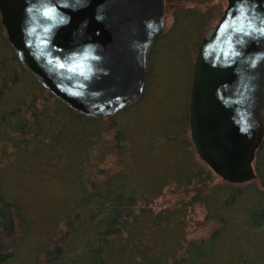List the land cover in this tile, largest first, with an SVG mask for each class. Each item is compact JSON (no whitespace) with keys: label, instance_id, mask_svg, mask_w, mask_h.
I'll use <instances>...</instances> for the list:
<instances>
[{"label":"trees","instance_id":"trees-1","mask_svg":"<svg viewBox=\"0 0 264 264\" xmlns=\"http://www.w3.org/2000/svg\"><path fill=\"white\" fill-rule=\"evenodd\" d=\"M165 1L175 20L173 47L191 71L189 86L180 90L184 104L178 87L170 86L156 122L140 116L141 105L153 78V47L167 30L149 48L143 95L116 115L97 118L74 110L36 79L11 45L0 13V147L12 145L1 155L0 264L24 244L31 264H264V142L254 163L257 179L234 184L217 180L190 132L195 60L216 20L212 0ZM28 164L56 172L63 193L45 196V204L31 201L35 191L15 185ZM171 188L183 196L156 209ZM197 206L209 232L191 238Z\"/></svg>","mask_w":264,"mask_h":264},{"label":"water","instance_id":"water-1","mask_svg":"<svg viewBox=\"0 0 264 264\" xmlns=\"http://www.w3.org/2000/svg\"><path fill=\"white\" fill-rule=\"evenodd\" d=\"M19 59L74 110L112 117L140 98L147 54L167 30L165 0H0ZM190 132L222 180L257 179L264 142V0H227L199 45Z\"/></svg>","mask_w":264,"mask_h":264},{"label":"rangeland","instance_id":"rangeland-1","mask_svg":"<svg viewBox=\"0 0 264 264\" xmlns=\"http://www.w3.org/2000/svg\"><path fill=\"white\" fill-rule=\"evenodd\" d=\"M212 3L213 17L216 19L214 23L216 24L222 11L227 6V0H212ZM190 6L193 5L191 4ZM174 22L173 10H166L167 34L154 45L150 57V66L152 68L153 78L151 80L152 82L147 100L144 105H141L142 114L140 116L142 118H151L153 116L156 119L154 122L158 121L162 114L165 113L164 103L167 101V93L169 94L170 92L167 91L171 88L170 86L178 87L179 92L177 101H180L183 105L186 94L185 91L181 94L180 90L183 88L185 90L190 83L191 63L189 66V61H186V58L181 54H177L169 35L171 28L174 26ZM174 35V37L177 38L180 36V33ZM178 90H175L174 93ZM2 149L11 151L12 145H5L3 148L0 147V165L4 163L1 160V155L3 154ZM2 159L5 158L3 157ZM25 167L27 170L24 174V179H20L17 183L15 181L14 182L17 186L23 185L21 189H24L25 191H27L26 189H31L30 193L35 191L34 193L29 194V196H36V198L31 199V201H35L38 198L35 203L40 202L45 204L48 201L45 196L50 195L51 193L56 195L63 193L62 182L56 172L49 171L46 169V166L45 168L43 167L44 170L41 168L36 169L37 167L35 168L30 164ZM217 180L222 179L217 175ZM182 196L183 194L176 192L173 188L167 189L165 193L156 200L155 207L156 209H161L163 207L171 206L179 201ZM247 202H249V200H247ZM204 216V209L197 206L191 218L193 219L189 235L191 238H197L209 232V227L200 223L204 220ZM42 230L44 231L45 228H42ZM35 238L39 239V235H36ZM33 261L34 257H31L29 247L24 244L21 246L18 256L7 264H31Z\"/></svg>","mask_w":264,"mask_h":264}]
</instances>
